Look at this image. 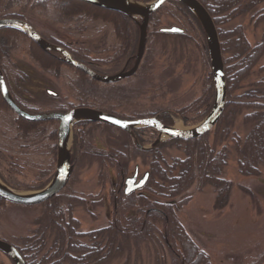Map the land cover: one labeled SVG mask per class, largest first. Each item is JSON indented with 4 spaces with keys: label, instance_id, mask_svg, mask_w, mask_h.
<instances>
[{
    "label": "trees",
    "instance_id": "1",
    "mask_svg": "<svg viewBox=\"0 0 264 264\" xmlns=\"http://www.w3.org/2000/svg\"><path fill=\"white\" fill-rule=\"evenodd\" d=\"M151 1L138 0L144 4ZM198 1L213 19L218 31L227 89L224 111L212 130L215 131V135H221L222 139H229L237 156L238 173L244 177H258L260 175L259 168L264 162V89H261L264 87V80L257 81V91H249L238 96H233V93L252 74L253 69L262 59L264 55V31L260 42L251 47L245 39L241 26L233 27L230 30H221L220 25L252 11L263 4L264 0ZM171 11L179 13L188 24V29L194 32L195 38H201L205 44L203 30L196 17L177 2H167L153 13L150 16L149 27L158 29V16L161 14L171 15ZM259 13L260 18L257 21L264 20V7ZM3 18L27 22L44 39L63 47L79 62L85 64L89 62L95 65L99 62L109 66V72H104L106 75H114L130 69L133 57L137 52L139 30L131 18L77 0H0V19ZM34 19L48 22L65 32L71 31L73 33H81L84 30V24L91 20L109 24L113 30L114 43L105 51L109 50L112 55L105 60L93 58L90 50L85 48L81 42L65 43L56 36L41 33L36 28ZM72 20L82 21V25L74 28L69 25ZM187 30L183 29L184 33L181 35H163L156 30L155 35L181 40V43L184 41L193 42L188 36ZM0 35V69L11 93L13 90L10 81L19 83L18 79L21 76L24 78V74L10 65L7 58L9 49L15 47L19 42L27 45L30 59L43 72L55 77L60 75L64 63L55 53L52 55L44 53L36 44L15 30H0ZM150 37L151 33H149L148 28L144 56L132 78L142 74L149 66ZM197 45L209 66L205 45L203 46L204 49L201 44ZM69 69L73 71L75 77L68 82V89L77 94L82 102L73 107L93 108L122 118L120 116L122 113L118 110L132 105L134 98L138 95L130 91V85L121 82L100 84L78 70ZM91 69L96 72L93 68ZM260 71L264 72V66L261 67ZM201 94L202 96L193 106L208 108L202 117L197 116L196 118H200L194 120L186 117L188 115L186 113L192 106L174 113L189 126L201 122L211 109L214 98L211 71L204 80ZM21 107L30 113L37 112L25 106ZM242 110L247 111L242 117V124L249 127L244 138H240L234 133L230 135L228 129L234 115ZM160 112L152 115L135 113L129 118L130 120L148 118ZM0 117L6 119L5 122L9 131H15V138L22 143L23 148L33 147L35 151H38L41 145V148L45 149L44 154L50 159V166L41 169L36 176L37 185L34 187L15 186L1 175L0 181L16 191H37L44 188L53 176L57 122L32 123L24 121L9 110L1 96ZM161 122L171 126L169 116L162 115ZM95 128H102L104 131H119L98 123H76L72 128L74 149L82 150L85 157L91 162L97 163L101 168L100 184L106 178L102 169L108 167L116 170V181L111 182L112 220L104 228L88 232L80 231L79 222L73 218V208L75 206L85 207L86 202L82 198L66 194L73 173L77 168L74 159L72 164L75 170L73 169L66 187L52 199L40 205L32 206L41 209V215L35 221L36 229L30 235L15 239L14 243L11 244L20 252L26 264H111L114 260L121 258H123L122 264H133L131 260L132 250L138 251L142 244H150L155 249H158V246L160 248L165 247L172 264H207L205 256L197 252L189 243L186 233L175 218L176 208L169 200L180 197L194 184H197L199 189L209 186L215 190L216 210L220 211L227 206L232 184L221 178V172L226 166L228 150L222 148L215 153L208 146V135L212 130L208 134L193 140H167L144 152L139 151L130 136L122 131L121 133L125 138L122 143L115 146L110 144L106 151L94 148L91 143L87 142V138L90 141L89 137L91 138ZM134 135L140 145L153 143L158 136L156 131L148 128L136 129ZM164 147L181 149L183 159H173L171 164H167L162 157ZM135 157L147 161L143 163H147L149 178L141 190L125 196L123 194L124 180L128 165ZM7 205L8 203L0 200V213ZM175 248H179L178 254ZM0 255L5 257L10 264H13L6 256L1 253Z\"/></svg>",
    "mask_w": 264,
    "mask_h": 264
},
{
    "label": "rangeland",
    "instance_id": "2",
    "mask_svg": "<svg viewBox=\"0 0 264 264\" xmlns=\"http://www.w3.org/2000/svg\"><path fill=\"white\" fill-rule=\"evenodd\" d=\"M263 7L264 3L220 25V29L230 30L241 26L246 41L254 47L260 42L264 31V20L257 21L260 18L259 11ZM171 12V15L158 16L159 26L156 30L176 27L186 31L188 24L185 19L179 13ZM137 21L139 22L140 19L138 18ZM34 23L41 33L56 36L62 42H81L90 50L93 58L105 60L112 55L109 50L105 51L114 43L113 30L109 24L91 20L84 24V30L81 33L66 35L64 30L48 22L34 19ZM156 30L154 27H149L151 37L148 59L150 63L147 69L142 74L121 82L130 85V91L138 95L134 98L132 105L118 111L122 113L120 116L127 120L135 113L152 115L161 111L163 115L169 116L172 127L180 124V129L183 130L193 128L197 124L189 126L174 113L192 106L186 113L188 114L186 117L194 120L202 117L208 110L205 107L198 108V105L193 106L202 96L204 80L210 73L203 53L197 45L201 44L204 49L203 46L206 47V43L204 44L201 38H195L191 29H188L187 33L193 42L184 41V43L171 37L155 35ZM7 58L10 65L24 72V78L21 76L18 79L19 83L12 80L10 83L14 92L25 94L26 106L42 112H47L54 107L56 104L52 99H48L46 91L67 97L71 101L69 94L72 93L67 90V84L69 78L75 77L72 71L62 69L59 78L43 72L30 59L27 45L22 42L9 49ZM263 66L264 55L252 74L239 89L234 91L233 96L257 91V81L264 80V72L260 71ZM91 67L101 75H106L104 72L110 70L109 66L99 62ZM246 113L247 111L242 110L234 115L228 126L230 135L234 133L240 138L245 137L249 127L242 124V117ZM197 116L200 117L196 118ZM5 120L0 117V175L15 186L34 187L37 185L36 176L41 169L50 166V159L44 154L45 149L41 148V145L38 151H35L33 147L23 148L22 143L15 138V131L11 132L7 128ZM164 123H166L165 120ZM120 133L121 131H104L102 128H95L92 134L94 139L89 137L90 141L87 138V142L94 148L106 151L110 144L115 146L124 141L125 138ZM221 139V135H215L214 130L208 135V146L215 153L222 148L228 150L226 166L221 172V178L232 184L227 206L220 211L216 210L215 190L209 186L199 189L197 184L169 202L176 208L175 218L186 233L189 243L197 252L205 256L207 264H264V162L259 168L258 177L241 176L237 170V156L232 149V144L229 139ZM156 140L159 143L167 141L166 138L158 136ZM74 143L73 135L70 151L71 154L74 151L77 168L74 169L66 194L77 196L86 202L85 207L73 208V218L79 222L80 231L98 230L106 227L112 220L111 182L116 181L117 173L114 168L105 167L102 170L106 178L100 184L101 168L82 154L76 158L75 154L77 155L76 151L79 149H74ZM150 144L152 143L141 146L147 148L151 147ZM162 157L167 164H171L173 159H183V153L178 148L164 147ZM143 162L147 161L139 157L132 158L125 179L131 178L135 170H137L138 179H142L148 172L147 163ZM54 169L55 164H53L52 173ZM40 215V208L8 204L0 213V239L12 244L15 239L30 235L36 229L35 221ZM175 249L178 254L179 248ZM166 250L165 247L158 246V249H155L150 244H142L138 251L132 250L131 260L133 264H172ZM177 254L175 253L176 257H178ZM122 263L123 258L116 259L111 264ZM0 264L10 263L0 255Z\"/></svg>",
    "mask_w": 264,
    "mask_h": 264
},
{
    "label": "water",
    "instance_id": "3",
    "mask_svg": "<svg viewBox=\"0 0 264 264\" xmlns=\"http://www.w3.org/2000/svg\"><path fill=\"white\" fill-rule=\"evenodd\" d=\"M77 1L87 3L100 9L123 14L131 18L137 24L139 30L138 47L137 52L133 57V64L130 69L121 71L112 76H102L97 74L87 66L75 61L72 56L60 46L45 41L32 26L22 20L12 18L0 19V30H15L36 44L44 53L50 55L55 53L65 65L80 71L91 80L100 84H114L131 78L138 70L145 52L150 16L167 2H177L186 7L196 17L205 36L209 67L214 86V98L211 109L208 115L199 124L193 128L184 130L164 125L160 120L161 114L151 118L127 120L113 114L88 107L73 108L64 113L46 112L32 114L24 111L16 104L9 92L5 77L0 69V96L12 113L27 122H57L55 169L50 182L40 190L22 192L13 190L0 181V200H3L8 204L25 207L37 206L52 199L65 188L73 170L70 146L73 140L72 127L76 123H98L118 129L130 136L133 144L139 151L145 152L154 148L159 141L156 140L151 147H142L137 142L134 130L144 128L153 129L157 132L158 137L166 138L167 140H193L208 134L218 123L224 111L227 89L218 31L213 19L198 0H152L146 4H140L138 0ZM138 18L140 19L139 22L137 21ZM159 33L181 35L183 34V31L179 28L171 27L162 28L159 30ZM47 93L52 94L49 91ZM148 178L149 174L145 173L142 179L137 181L138 173L136 170L131 178H127L125 180L123 194L128 196L131 193L142 189L146 185ZM0 253L11 260L13 264H26L23 256L15 247L1 239Z\"/></svg>",
    "mask_w": 264,
    "mask_h": 264
},
{
    "label": "flooded vegetation",
    "instance_id": "4",
    "mask_svg": "<svg viewBox=\"0 0 264 264\" xmlns=\"http://www.w3.org/2000/svg\"><path fill=\"white\" fill-rule=\"evenodd\" d=\"M25 22V21H24ZM82 21H78V20H72V22H70L69 23V25L70 26H73L74 28L76 27H80L81 25H82V23H81ZM27 23V22H26ZM30 25V24H29ZM38 33V32H37ZM62 33H63V31H62ZM66 33V35H72V34H78V33H73V32H65L64 31V34ZM39 34V33H38ZM160 34V33H159ZM40 35V34H39ZM41 36V35H40ZM42 37V36H41ZM43 38V37H42ZM44 39V38H43ZM45 41H47L46 39H44ZM48 42V41H47ZM50 43V42H49ZM67 43H72V42H67ZM52 44V43H51ZM54 45H56V44H54ZM57 46H59V45H57ZM61 47V46H60ZM61 48H63V47H61ZM64 49V48H63ZM65 50V49H64ZM66 51V50H65ZM69 53V52H68ZM70 54V53H69ZM71 55V54H70ZM73 58V57H72ZM74 59V58H73ZM75 60V59H74ZM75 61H77V60H75ZM34 62V61H33ZM77 62H79V61H77ZM35 63V62H34ZM79 63H81V64H83V65H85V66H87L88 68H90L91 67V65H94V64H92V63H89V62H87V64H85V63H82V62H79ZM36 64V63H35ZM37 65V64H36ZM37 67H38V65H37ZM39 68V67H38ZM69 68H72V67H69V66H67V65H65L64 64V66H62V68H61V70L62 69H68V70H70ZM92 68V67H91ZM90 68V69H91ZM40 69V68H39ZM74 69V68H73ZM41 70V69H40ZM92 70V69H91ZM18 71H20V72H22L23 74H24V72H23V70H21V69H18ZM70 71H72V70H70ZM93 71V70H92ZM73 72V71H72ZM52 76V75H51ZM61 76V72H60V75L58 76V77H55V76H53V77H55V78H59ZM73 78H69V80H68V82L70 81V80H72ZM67 90L70 92V93H72V94H69V98H71V101H69L68 99H67V97H62V96H60V95H58V94H54L53 92H51L52 94H48L47 92L48 91H46V96L48 97V99H52V101L56 104L54 107H51L50 109H48L47 110V112H60V113H64V112H67L68 110H71V109H73V108H78L77 106L76 107H73V106H75V105H78V104H81L82 102L80 101L81 99H79V96L77 95V94H74L73 93V91H71V90H69L68 89V86H67ZM10 92V91H9ZM50 92V91H49ZM10 94H11V96H12V98L14 99V101L16 102V104L22 109V107L21 106H25V107H27V108H29L30 110H34V111H37V112H34V113H32V114H38V113H43L42 111H38V110H36V109H34V108H30V107H28V106H26V103L24 102V101H26L27 100V97H25V94L23 95V94H18V93H16V92H14L13 91V93H11L10 92ZM71 107H73V108H71ZM24 110V109H23ZM25 111V110H24ZM27 112V111H26ZM28 113H30V112H28ZM160 114V113H159ZM92 134H93V131H92ZM91 134V135H92ZM92 137V139H94V136H91ZM82 153H84V152H82V150L81 151H77V155L75 154V156H76V158L78 157V155H81ZM82 155H84V154H82ZM85 156V155H84ZM71 161H74V151H73V153H72V155H71ZM73 169H74V166H73Z\"/></svg>",
    "mask_w": 264,
    "mask_h": 264
},
{
    "label": "bare ground",
    "instance_id": "5",
    "mask_svg": "<svg viewBox=\"0 0 264 264\" xmlns=\"http://www.w3.org/2000/svg\"><path fill=\"white\" fill-rule=\"evenodd\" d=\"M175 129H180V124L175 125Z\"/></svg>",
    "mask_w": 264,
    "mask_h": 264
},
{
    "label": "snow or ice",
    "instance_id": "6",
    "mask_svg": "<svg viewBox=\"0 0 264 264\" xmlns=\"http://www.w3.org/2000/svg\"><path fill=\"white\" fill-rule=\"evenodd\" d=\"M69 119H70V117H69Z\"/></svg>",
    "mask_w": 264,
    "mask_h": 264
}]
</instances>
